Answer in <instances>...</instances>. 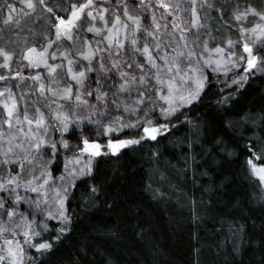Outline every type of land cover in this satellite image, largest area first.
Here are the masks:
<instances>
[{"label":"snow or ice","instance_id":"6c2138e0","mask_svg":"<svg viewBox=\"0 0 264 264\" xmlns=\"http://www.w3.org/2000/svg\"><path fill=\"white\" fill-rule=\"evenodd\" d=\"M185 2L190 5V8H182L179 0H173L171 3L165 0H154V2L148 0L145 3V0H140L139 4H130L128 0H116V4H112L111 0H63L62 4L54 0H22L28 9L27 12L23 9L19 10L24 23H35L31 20V16L37 14L36 19H43L46 27L41 33L44 36V42L39 48L36 44L27 46L22 51L21 61H27L29 68L39 69L41 66L46 68L51 83L46 85L39 71L30 77H25L20 71L12 72L11 62L15 53L6 47H0V58L3 60V63H0V70H7L10 73V75H0V81L7 85L10 79H16V87H20V81L31 79L38 97L37 100L29 101L25 99L28 92H20L17 95L11 86L0 89V105H2L0 139L6 138L10 145L4 153L5 159L0 160V166H19V171L15 174L11 167L7 168V175L0 174V217L8 218L7 221L0 219V234L6 232L13 234V239L5 241L7 247L0 249L2 253L0 264H25L27 257L25 245L29 250H35L41 257L50 255L55 250V246L67 239L72 232L73 218L69 214L68 203L69 194L76 187V181L80 177L87 180L97 179L92 167L93 161L102 156L122 154V150L142 143L158 144L164 133H170L177 125L183 126L185 123H190L187 115H184L183 121H180L178 117L186 107L198 103L202 95L212 86L213 81L210 79L208 70H211V73L223 72L227 76L230 70L243 68L242 75L230 83L225 81L226 87L238 85L240 88L244 87L250 75L255 72H264V51H261L264 47V9H258L251 4L243 12L239 11L238 5L232 8V20L241 21L251 13L259 18L260 23H256L250 29L242 25H232L238 27L241 41H233L229 37L223 41V44L217 43L214 48H210L209 41L216 38L209 32L201 41L199 29L206 26L201 23L202 14L204 17L215 19L211 17V13L216 12L221 21L217 25V30H221L229 26V22L223 20L229 9L225 5L217 7L216 0H185ZM6 7L8 13L4 25H15L21 28V19H14L13 16L16 11L15 5L9 3ZM157 8L164 10V15L160 19L166 20L167 15H172L171 32H168L167 23L159 22L155 11ZM133 11H150L151 30L144 28L142 16L134 15ZM184 11L190 13V23L180 22L183 17L179 13ZM109 12L113 17L111 26L106 18ZM85 17L90 20L87 32L102 35L106 31L104 41L107 46L102 48L99 46L102 41L93 42L85 39L82 50L76 51L75 59L71 57L69 49L63 52H50V49L62 42L64 38L73 42L80 39L74 34L80 29ZM97 19L103 21V27L95 25ZM128 22L135 25L131 33L128 31ZM189 28L197 29V34L191 39L188 36ZM141 29L145 33L142 46L138 36ZM9 30L11 31V28ZM165 33L169 36L166 42L163 39ZM248 33L252 35L248 36ZM122 35L123 38H121ZM149 38L151 43L148 42ZM6 39L11 43L18 42L13 41L11 37ZM126 43L130 50L128 54L124 53ZM238 43H242L243 49L242 54L239 55L232 51ZM254 44L257 45L255 49ZM169 48L172 49L171 52L168 51ZM138 56L140 59H137ZM57 57L66 61V65L49 63L50 58ZM79 59H83L86 64L81 65L79 71H76L75 66ZM185 60L186 67L182 66ZM58 68H66L65 76L69 79V83L63 88L59 87L60 81L52 76ZM177 79L181 81L179 86L176 84ZM219 91L224 93V89ZM232 96L231 92L220 95L217 104L231 106ZM39 100L45 101L44 107L49 110L48 116L38 106ZM93 100L95 103L91 102ZM161 101L163 106L158 107ZM21 104L24 110L22 119ZM65 104L71 106L68 111H64ZM53 105H55L54 110ZM82 108L89 111V116L82 117L76 114ZM109 111H123L136 118L125 122L122 115H117L111 122L104 123L99 117L107 115ZM141 112L143 115H140ZM92 113L97 115L96 120L92 119ZM49 117L55 120L54 124L48 123ZM241 119L247 121L248 116ZM85 120L89 125H99L102 129L96 132L95 139L89 135H83ZM160 120L166 122L160 123ZM172 120H177V125H173ZM250 123L256 122L250 121ZM25 124L27 131L24 130ZM5 125L8 128L7 134L3 131ZM14 126L28 141L27 148L24 147L23 142L16 147L26 153L51 151L52 158L41 166L39 176L33 175L31 179L22 180L25 161L34 163V158L29 160L26 154L23 158L17 157L13 160L9 156V154L14 155V148L11 145L17 138L11 132ZM77 130L81 133L77 137L80 143L75 146L76 153L72 157V162L82 166L79 171L73 168L68 173L70 179L67 181L63 174L60 175L61 186L54 190L50 198L49 191L52 189L49 188V184L55 182L51 166L58 155L57 145L68 149L69 141L64 139V136L72 135ZM56 131H59L61 137L59 141L47 138L49 133L54 134ZM128 131H136L139 135H125ZM114 134H118V138H113ZM255 135L253 131L252 137L244 138L249 140L244 145V149L249 153L245 158V165L256 178L257 185L264 190V143L256 142L253 139ZM101 138L106 139V144L99 142ZM45 145H48L47 149ZM146 162L153 166L146 173L144 192L153 202L167 205L171 199H174L165 191L166 188H175L168 172V169L174 166L170 162L161 161L159 153H153L147 157ZM68 167L69 162L66 159L64 164L66 171ZM88 187L92 197H96L102 191V186L95 183ZM21 189L26 195L20 194ZM27 193H35L36 198L33 199ZM190 203L195 213V199H192ZM22 205H26L24 211L20 210ZM112 206V204L108 205L110 208ZM261 206L264 207V204ZM132 207L137 215L142 211L139 205ZM51 221L59 222L60 226L51 227ZM8 224H12V227L9 228ZM17 233L22 236L23 243L17 238ZM45 236L49 238L46 239ZM28 258L34 259V257ZM39 264H45V260L41 259ZM71 264H78V261H72Z\"/></svg>","mask_w":264,"mask_h":264},{"label":"trees","instance_id":"16d2710c","mask_svg":"<svg viewBox=\"0 0 264 264\" xmlns=\"http://www.w3.org/2000/svg\"><path fill=\"white\" fill-rule=\"evenodd\" d=\"M250 1L258 0L216 3L230 8ZM184 4L190 8L185 0ZM213 23L207 32H215ZM220 89L213 82L201 100L178 117L183 121L187 115L191 122L179 126L172 120L177 127L164 133L158 144L146 142L116 156L96 158L92 167L97 179L80 177L69 194L71 234L46 257L26 249L34 257L26 263L44 259L45 264H264V190L245 165L249 153L244 149L249 142L244 138L252 137L253 131V139L264 143V74L250 75L243 88H222L224 93ZM228 92L233 94L231 106L218 105L219 96ZM246 115L248 120H242ZM153 153L174 166L168 172L175 188L165 189L174 199L167 205L153 202L143 189L153 166L146 159ZM51 168L57 175L62 165ZM94 183L102 186L96 197L88 187ZM133 205L142 208L139 215Z\"/></svg>","mask_w":264,"mask_h":264},{"label":"rangeland","instance_id":"374dc122","mask_svg":"<svg viewBox=\"0 0 264 264\" xmlns=\"http://www.w3.org/2000/svg\"><path fill=\"white\" fill-rule=\"evenodd\" d=\"M58 1L59 0H54V2H58ZM137 1H138V3L140 2V0H137ZM128 2L130 4H134L130 0H128ZM147 2H148V0H145V3H147ZM153 2H154V0H153ZM165 2L171 3V2H173V0H165ZM179 2L181 3L182 8L188 9V7H186V5L184 4V0H179ZM216 2H217V0H216ZM9 3L15 5L16 11L13 13V16H14V19H21V28H17L15 25H10V26L4 25V20L6 19L7 13H8V9H7L6 5ZM249 4L257 7L258 9H264V0H258L257 2L250 1L249 3H247V5H243L241 3L240 5H238L239 11L243 12ZM216 6H217V3H216ZM236 6H237V3L236 4L234 3L232 7L228 8L229 12L226 13L227 15H224L223 20L228 21L229 26L222 28L221 30H217V25H218V23L221 22L220 18L217 16H214L215 19H212V20H214L217 23V25L214 26V28H213L215 30V32L212 31L211 29L208 30V32L206 31V29H208V27H209L207 25H212L215 23H213L214 21L204 17L202 14L201 23L206 25V26L201 27L199 29L201 41H203L207 37L208 33L211 32L212 35L216 39L209 41V47L210 48H214L217 43L223 44V41L229 37L233 41L240 42L241 40H235V38L242 39L240 32L238 30V27H234L232 25H242L243 27L250 29L256 23H260L259 18L255 17L251 13L247 16V18H245L241 21L232 20L231 9L235 8ZM217 7H219V6H217ZM20 9H23L25 12L28 11L26 5L22 3V0H0V47H6L9 51H13L15 53L13 60L11 62V71L12 72L20 71V72H22V75H24L25 77H30V76H34L36 74V72L39 71L42 74V76L44 77V83L46 85H48L49 83H51V81L49 79L46 68H44L43 66H41L39 69L29 68L27 66V61H21L22 51L27 46H31L32 44H36V46L39 48L40 45L44 42V36L41 33L44 31V29L46 27L45 21L43 19L37 20L36 19L37 14H32L31 20L35 21V23L25 24L24 20L22 19V14L19 11ZM157 10H158V12H156V16H157L159 22L161 24L167 23L169 25L168 32H171V23L173 20L172 15H170V14L167 15L166 20L160 19V17L162 15H164V10L159 9V8H157ZM133 14L134 15H137V14L141 15L142 16V24H143L144 28L151 30L152 25H151V13H150V11L149 12H140V13L133 11ZM179 14L183 17V19L180 21L182 24H184L185 22L190 23L191 16H190V13L188 11L180 12ZM215 14H217V13H215ZM106 18L109 21V26H111V20L113 19L111 12L106 14ZM89 23H90L89 18L85 17L82 21L80 29H78L77 32L74 34V36H79L80 39H77V40H75V42H73V41H69L66 38H64L62 40V42H60L57 45H54L53 48L50 49V52L51 51L63 52L65 49H69L71 57L75 59L76 58V51L78 49L82 50L83 41L85 39H87L89 41H93V42L102 41V43H100L99 46L102 48L106 47L107 44H106V41H104V35L107 34L106 31L102 35L89 33L86 31L87 27L89 26ZM128 24H129L128 31H129V33H131L132 28H134L135 25L132 24V22H128ZM95 25L97 27H103V21H100L99 19H97L95 21ZM9 28H11V31L9 30ZM21 29H23V30L21 31ZM196 34H197L196 28H189L188 36L190 39L192 37H194ZM177 35H178V33H177ZM247 35L251 36L252 34L248 33ZM138 36H139L140 44L142 46L143 42L145 41V33H144L143 29H141L138 32ZM7 37H11V39L13 41H18V42H16V43L8 42V40L6 39ZM121 38H123V35L121 36ZM163 39L165 42L169 39V36L167 33L164 34ZM148 42L151 43V38L148 39ZM256 46H257L256 44L253 45L254 49L256 48ZM129 51L130 50H129L127 43H126L124 53L128 54ZM168 51L171 52L172 49L169 48ZM197 51H199V49H197ZM232 51H235L238 55L242 54V52H243L242 43H238L237 46L232 49ZM261 51H264V47L261 48ZM116 58H119V57H116ZM137 59H140V57L138 56ZM106 62H107V55H106ZM143 62L144 61L141 59V63H143ZM0 63H3L2 58H0ZM49 63H55V64L64 63L66 65V61L62 60L60 57H57L56 59L50 58ZM85 64H86V62L83 61V59H79L78 64L75 66V70L79 71L80 66L85 65ZM186 65H187V61L185 60L184 64L182 66L186 67ZM93 66L95 67V64ZM65 71H66V68H58L56 70V72L52 74V76L55 80L60 81L59 87H61V88L65 87L69 83L68 77L65 76ZM208 71L210 72V79L216 85H218L221 89L222 88H233V86H238V85H231V87H226L225 81L230 83L233 79H235L236 77L243 74V68L232 69L229 71L227 76H225V74L223 72L211 73V70H208ZM255 73H263L264 74V72H255ZM0 75H10V73L7 70H0ZM92 78L94 79V76ZM19 83L21 84V86L16 87V84H17L16 79H10L7 82V85L5 84V82L0 81V89H3L6 86H11L13 89V92L16 93L17 95L20 92H28L29 94L25 96L26 100L31 101V100H37L38 99L36 91L34 90V82L31 79H26L24 81H20ZM176 84H177V86H179L181 84V81H179V79H177ZM53 86H55V85H53ZM35 87H38V85H35ZM73 87H76V86L73 85ZM91 102L95 103L94 100ZM44 105H45L44 100L38 101V106L42 110H44L45 115L48 116L49 110L46 109L44 107ZM159 106H163L162 101L160 102L158 107ZM70 107H71L70 105L65 104L64 111H68L70 109ZM54 108H55V105H53V110H54ZM0 110H2V105H0ZM23 114H24V110H23V105L21 104L20 105L21 119L23 118ZM31 114L32 113L30 112V115ZM76 114L80 115L82 117H87V116H89L90 113L86 108H82ZM91 115H92L93 120H96L98 118L95 113H92ZM117 115H122L124 117L125 122H128L130 120H134L136 118L134 115L124 113L123 111H120V112L109 111V113L107 115H105L103 117H99V119H101L104 123H109ZM140 115H143V113L141 112ZM0 116H2V111H0ZM48 123L54 124L55 120H53V119H51V117H49ZM160 123H165V121L163 120V122H160ZM84 124H85V127L83 129V135H89L93 139L96 138V132L97 131H102V129L100 128L99 125H95V126L89 125L87 120L84 121ZM24 130L27 131V125L26 124L24 126ZM3 131L6 134L8 133V128L6 125L4 126ZM11 132L17 138L13 142V144L11 145L14 148V155L9 154V156L13 160H15L17 157L23 158L27 154L29 157V160H33V158L35 160L34 163H29L28 161H25L24 173H23L21 179L27 180V179H31V177L33 175L39 176L40 171H41V166L52 158L51 151L50 150H47V151L41 150L39 153L34 152V151L26 153L21 148L16 147V145L23 142L24 147L27 148L28 147L27 139L19 134L18 128L16 126L13 127ZM41 135H43V133H41ZM79 135H81L79 130H77V132L73 133L72 135L65 134L64 139L68 140L69 145H70V147L68 149L63 148V146H61L59 144L57 145L58 155L56 157L55 163L52 166H57V168H59V165H62V168H61V170L59 168L60 173H58L57 175H53V173H52V176H53L55 182L54 183L50 182V184H49V188L52 189V191H49V197L50 198L53 195L54 190L61 186L62 182L59 180V176L63 174L65 176V181H67L70 179V177L68 176V173L71 172L73 168H75L76 171H79L80 167L82 166L81 164H76V163L72 162V157L76 153V147L75 146L80 143L79 140L77 139V137ZM125 135L136 136V135H139V133L136 131H128L125 133ZM47 138H49L53 141H59L61 139L59 131H56L54 134L49 133V136ZM113 138H118V134H114ZM99 142L101 144H106V139L101 138L99 140ZM8 147H10V145H9L7 139L6 138L0 139V160L5 159L4 153L8 149ZM44 147H45V149H47L48 145H45ZM66 159L69 162V167H68L67 171L64 168V164H65ZM84 160L85 161L87 160L86 156L84 157ZM9 167L12 168V171L14 174H15V172L19 171L18 165L15 167H13L12 165L0 166V174L7 175V168H9ZM51 171H52V168H51ZM20 192H21V195H26V193L24 192L23 189H21ZM27 195L31 196L33 199L36 198L35 193H27ZM25 208H26V205H24V208L22 211H24ZM0 219H2L3 221H7L8 218H7V216H3V217H0ZM53 222L55 225H57L56 227L60 226L59 222H57V221H53ZM7 226L9 228H11L12 224H8ZM50 226L52 227L51 223H50ZM17 238H19L21 240V243H23L22 236H20L19 233H17ZM10 239H13L12 233L6 232L3 234H0V249L6 248L7 245L5 244V241L10 240ZM26 249H28V248L25 245V251H26ZM0 254H2V253H0ZM28 257H29V254L27 252V257L25 258V264H27L26 262H27Z\"/></svg>","mask_w":264,"mask_h":264}]
</instances>
